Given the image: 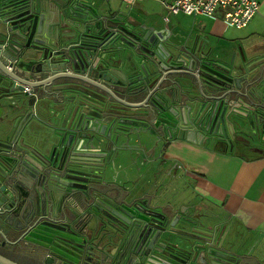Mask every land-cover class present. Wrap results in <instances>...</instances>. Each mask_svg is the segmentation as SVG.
I'll return each instance as SVG.
<instances>
[{"label": "water", "instance_id": "obj_1", "mask_svg": "<svg viewBox=\"0 0 264 264\" xmlns=\"http://www.w3.org/2000/svg\"><path fill=\"white\" fill-rule=\"evenodd\" d=\"M85 4H88L87 0H0V24L7 25L10 20L7 16L11 12L26 9L29 13L26 22L9 31L17 36L13 44L22 53L21 61L37 62L33 52L43 49L42 31L52 26L56 13L63 11L75 17L73 11ZM71 23L73 27L63 33V43L81 70L93 74L96 80L115 84L114 91L129 100L126 103L116 97L118 103L148 121L147 125L152 126L150 119H159L154 126L162 130L158 128V122L160 119H163L162 123L169 121L173 108L180 130L191 128L193 133H202L206 129L227 131L225 138L230 143L237 136L248 145L264 135V61H259L258 57L237 67L232 59H226L225 54L216 50L209 39L181 37L177 44L169 41L166 50L157 48L146 55L139 54L133 57L132 65L117 68L112 62L119 48L112 46L110 40L101 43L97 40V36L101 39L104 30L102 21L97 34H93L91 23L83 27ZM108 46L111 47L106 49ZM47 52L48 48H45L44 53ZM9 53H12L10 49L0 45V55ZM44 53L46 71L55 70L57 60H46ZM57 53L61 51L52 54ZM17 67L26 75L31 71L20 64ZM138 71L140 83L126 86L122 82L123 78ZM8 74L11 73L0 63V82ZM13 76L19 86L0 95V240L11 245L31 241L54 256L69 257L89 250L86 238H83V218L101 217L112 236L123 233L125 228L110 215L130 225L121 215L126 214L125 208L115 210L111 199L114 188L100 181L106 162L101 157L87 154L119 144L121 137H125L124 129L120 127L123 123L117 120L107 127L106 120H101L104 119L101 113L88 106L87 112L81 109L83 119H34L30 117L33 109L50 118L62 111L51 112L50 102L54 97L43 91L45 82L28 85L31 89L26 92L27 81ZM58 77L60 75L55 76ZM109 77L115 82H110ZM90 83L98 85L93 80ZM36 86L40 87L38 94L32 90ZM69 109H72L71 104L67 111ZM24 110L28 111L20 119ZM231 116L246 119H228ZM243 146L247 151H238L243 156L264 155V151H250L249 147ZM171 231L148 220L144 224L138 221L131 224L125 236L129 234L132 239L130 256L134 263L138 264V259L143 256L148 262L161 264L162 258L169 253L167 234ZM181 234L197 236L186 231ZM13 238L16 241H11ZM211 238L213 235L209 236ZM182 245L179 247L182 254L176 259L181 264H197L199 253L189 258L191 250L185 248V242ZM232 250H220L219 257L227 259ZM213 255L210 256L212 260ZM33 256L42 258L46 252L37 251ZM127 257L128 251L117 264H124ZM242 259L248 261V256L244 255ZM0 264L17 263L0 254Z\"/></svg>", "mask_w": 264, "mask_h": 264}, {"label": "flooded vegetation", "instance_id": "obj_2", "mask_svg": "<svg viewBox=\"0 0 264 264\" xmlns=\"http://www.w3.org/2000/svg\"><path fill=\"white\" fill-rule=\"evenodd\" d=\"M87 3L73 11L75 17L65 14L63 11L56 13L52 26L42 31L45 41L43 49L33 52L37 62L31 63L21 61L22 53L18 51L19 48L16 45L14 48L13 44L17 36L14 32L9 31L10 28L13 31L14 28L25 23L29 13L25 12L26 9H18L7 16L10 18L7 25L0 24V45L3 49L4 47L10 49L13 54L0 55V63L4 69L11 73L1 80L0 95L11 89L15 90L14 88L19 86L13 79L15 78L13 75H15L18 79L27 81L24 86L26 92L31 89L28 85L45 82L46 86L43 87V91L53 94L54 97V101L50 102V106L53 107L51 112L62 111L56 112V115L50 118L37 109H33L30 117L34 119H80L81 109L84 108L87 112L91 108L101 113L104 118L101 120H106L107 127L113 121H121L123 124H120V127L124 129L125 137H121L119 144L103 150L90 151L87 154L105 160L106 166L100 181L106 182L114 188L115 191L111 197L113 207L117 211L125 208L126 214L121 215L130 222V225L122 223L113 214L110 215L113 220L125 228L123 233L112 236L111 231L107 228V223L101 217L83 218L82 230L85 231L83 238H86L85 242L89 250H84L81 255L68 257L55 254L56 256H54L51 252H47L45 247L31 241L11 245L3 240H0V254L14 261L23 259V257L33 259L34 253L40 251L46 252V256H42L40 259L43 264H117L119 258L124 259L125 253L128 251V257L124 264H135L134 259H131L130 256L132 239L129 234L125 236L126 230L136 221L144 224L148 220V222L160 223L163 228L167 227L172 230L167 234L170 242L169 253L167 257L162 258L161 264H181L176 258L177 255L182 254L179 251V247L183 246L182 242L186 243V249L191 250L189 258H192L195 253H199L197 264H228L227 259L233 261L232 264H251L250 260L244 261L242 259L244 255L239 252L245 240L242 230L238 226L227 225L220 214L211 208L203 207L204 204L200 203L196 206V204L187 202V199L184 201L181 191L173 186L176 168L173 164H165L163 153L177 137L183 134L190 137L196 134L202 143L227 147L236 152L247 151L243 145L249 147L250 151L260 152L264 151V135H261L259 141H254L249 146L237 136L230 143L225 138L228 134L227 131L218 130L215 132L206 129L202 133L197 131L193 133L191 128L180 130L177 128L175 119L178 118L173 108L169 114V121L165 119L167 122L162 123L163 119H160L158 122V128L161 127L162 130H157L154 126L159 119H150L152 126L147 125L148 121L138 118L136 113L130 112L129 108L118 103L116 97L126 103H129V100L114 91L115 84L96 80L93 74H87L81 70L70 49L64 46L63 33L73 27L72 21L81 27L91 23L93 34H97L102 26V24L99 26V22L102 21L104 30L100 34L101 39L99 40L97 36V40L99 43L106 39L110 40L113 43L112 46L116 45L119 48L112 62L113 66L117 68L127 64L132 65L133 57L139 54L146 55L157 48L166 50L169 41L177 44L181 37L193 39L194 36L179 30L162 10L145 9L142 4L138 3V0L130 2L127 0H87ZM110 47L108 46L106 49ZM214 47L216 48L215 44ZM45 48H48L47 53H44ZM216 50L220 49L217 47ZM59 51L61 53L52 54ZM43 53L47 56L46 60L49 58L57 60L54 65L55 70L46 71L48 66L42 58ZM19 64L30 68L29 75L23 74L18 69L17 65ZM58 75L60 77L55 78ZM140 78L138 71L123 78L122 82L126 86H134L141 82ZM213 78L219 80L217 77ZM109 79L110 82H115L113 78L109 77ZM90 80L96 81L98 85L91 84ZM116 81L119 82V79ZM39 88V86L32 87V90L38 94ZM70 104L72 109L67 111ZM13 105L16 106L15 103ZM73 109H77L75 114ZM27 111H23L20 119ZM115 115L123 118L111 119ZM0 119H2L1 116ZM228 119L246 118L231 116ZM237 142L240 143L236 144ZM182 231L197 236H185L181 234ZM211 235L213 238L210 240L209 236ZM13 239L11 241H16L15 238ZM231 249H233L232 253L227 259L225 256L224 258L219 257L220 250L226 252ZM211 254H214L212 257L214 260L210 259ZM138 264L155 263L148 262L147 258L142 256L138 259Z\"/></svg>", "mask_w": 264, "mask_h": 264}, {"label": "crops", "instance_id": "obj_3", "mask_svg": "<svg viewBox=\"0 0 264 264\" xmlns=\"http://www.w3.org/2000/svg\"><path fill=\"white\" fill-rule=\"evenodd\" d=\"M159 10L183 33L208 38L237 67L254 57L264 61V0H259L258 12L242 32L225 25L217 15L214 19L195 17L193 25L181 26L170 17L173 14ZM163 160L176 168L173 186L183 200L196 206L202 203L227 225L238 226L245 236L239 252L251 264H264V155L246 157L227 147L202 143L196 134H183L165 149ZM40 259L23 257L14 262L43 264Z\"/></svg>", "mask_w": 264, "mask_h": 264}, {"label": "built area", "instance_id": "obj_4", "mask_svg": "<svg viewBox=\"0 0 264 264\" xmlns=\"http://www.w3.org/2000/svg\"><path fill=\"white\" fill-rule=\"evenodd\" d=\"M134 0H127V2ZM168 14L205 16L214 19L221 13L222 21L229 27L242 29L258 12L259 0H159Z\"/></svg>", "mask_w": 264, "mask_h": 264}, {"label": "rangeland", "instance_id": "obj_5", "mask_svg": "<svg viewBox=\"0 0 264 264\" xmlns=\"http://www.w3.org/2000/svg\"><path fill=\"white\" fill-rule=\"evenodd\" d=\"M138 3L142 4L143 8H145V9H149V10H151V9H154V10L162 9V7L159 3V0H138ZM216 15L219 17H222L221 13L220 14L217 13ZM170 17L172 19H175L181 26H186V25L191 26V24L193 25L194 20L197 19L195 17H200V16H189V15H184V14L179 13L178 15H171ZM201 17H203V16H201ZM231 29H234V28H231ZM236 31L242 32L243 28L241 30H236ZM190 200H195V199L193 198Z\"/></svg>", "mask_w": 264, "mask_h": 264}]
</instances>
